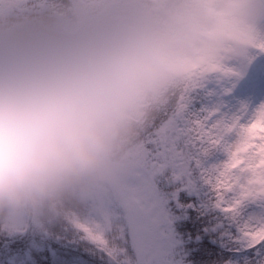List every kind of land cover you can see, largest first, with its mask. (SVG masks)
Returning a JSON list of instances; mask_svg holds the SVG:
<instances>
[{"label": "clouds", "instance_id": "9594fccd", "mask_svg": "<svg viewBox=\"0 0 264 264\" xmlns=\"http://www.w3.org/2000/svg\"><path fill=\"white\" fill-rule=\"evenodd\" d=\"M264 0H129L0 41V220L115 192L154 115Z\"/></svg>", "mask_w": 264, "mask_h": 264}, {"label": "snow or ice", "instance_id": "6c2138e0", "mask_svg": "<svg viewBox=\"0 0 264 264\" xmlns=\"http://www.w3.org/2000/svg\"><path fill=\"white\" fill-rule=\"evenodd\" d=\"M63 0H0V27ZM115 192L0 225V264H264V43L222 54L143 131Z\"/></svg>", "mask_w": 264, "mask_h": 264}, {"label": "rangeland", "instance_id": "374dc122", "mask_svg": "<svg viewBox=\"0 0 264 264\" xmlns=\"http://www.w3.org/2000/svg\"><path fill=\"white\" fill-rule=\"evenodd\" d=\"M92 1H96V0H72V6H71L72 11L77 15L85 18V10L87 11L88 3ZM163 2L164 0H160L159 4ZM259 43H264V18H260L249 31L243 34L242 38L239 41L229 43L223 46L222 48H220L217 52H215L205 66L211 64L222 54L229 52H244ZM29 219L32 220L34 219V217L31 216L28 218L27 214H14L9 218H7L6 223L7 221H9L15 226L20 223H28Z\"/></svg>", "mask_w": 264, "mask_h": 264}, {"label": "trees", "instance_id": "16d2710c", "mask_svg": "<svg viewBox=\"0 0 264 264\" xmlns=\"http://www.w3.org/2000/svg\"><path fill=\"white\" fill-rule=\"evenodd\" d=\"M127 2H129V0H96V1L89 2L88 7H87V11L85 10V18L90 17L94 14H99V13H104V12L110 11V9H113L116 6L123 4V3H127ZM150 2H152V1L150 0ZM64 4L72 6V0H63V5ZM87 12H88V14H87ZM32 23L33 22H27V23H25V22H21V23L6 22V23H4V25L2 27H0V41H2L6 36H11L15 33H18L20 31L28 28L29 26H31ZM70 201H77V200H75V199L69 200V201L63 202L60 205L55 206V207L47 210L46 212L27 214V216H28V218L33 216L34 222H42L43 220H45L49 216L56 215L60 212H63L66 209V207ZM6 220H7V218L0 220V225L5 224ZM8 223H9V221H7V224ZM9 225H12V224H9ZM12 226H14V225H12Z\"/></svg>", "mask_w": 264, "mask_h": 264}, {"label": "bare ground", "instance_id": "6f19581e", "mask_svg": "<svg viewBox=\"0 0 264 264\" xmlns=\"http://www.w3.org/2000/svg\"><path fill=\"white\" fill-rule=\"evenodd\" d=\"M30 221L34 222V220H30Z\"/></svg>", "mask_w": 264, "mask_h": 264}]
</instances>
